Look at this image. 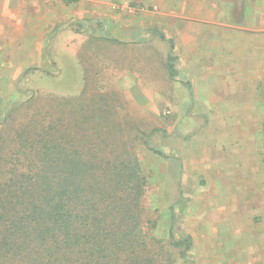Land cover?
I'll list each match as a JSON object with an SVG mask.
<instances>
[{"label": "rangeland", "instance_id": "obj_1", "mask_svg": "<svg viewBox=\"0 0 264 264\" xmlns=\"http://www.w3.org/2000/svg\"><path fill=\"white\" fill-rule=\"evenodd\" d=\"M94 5L96 13L87 15ZM61 7L62 31L44 56L37 55L41 63L0 62L1 154L12 153L13 130L36 111L43 116L54 99H78L84 91L86 99L101 97L111 120L133 128L126 131L128 141L136 131L150 135L152 150L138 142L134 152L149 180L144 204L157 222L153 234L166 241L171 233L176 240L191 237L190 250L170 248L174 264H264V126L216 127V113L195 104L187 108L182 96L143 94L151 91L148 82L172 91L173 81L134 80L120 42L101 38L100 20L118 7L116 0L62 1ZM3 35L0 45L12 44ZM84 35L91 38L85 41ZM73 44L77 50L70 52ZM27 101L32 108L27 104L4 124ZM256 118L262 121L258 113ZM227 156L235 161L223 167Z\"/></svg>", "mask_w": 264, "mask_h": 264}, {"label": "trees", "instance_id": "obj_2", "mask_svg": "<svg viewBox=\"0 0 264 264\" xmlns=\"http://www.w3.org/2000/svg\"><path fill=\"white\" fill-rule=\"evenodd\" d=\"M85 96L29 115L7 157L0 130V264H174L170 248L190 250L191 237L153 234L149 180L134 152L138 142L152 150L150 135L136 131L128 141L129 122L111 120L105 99Z\"/></svg>", "mask_w": 264, "mask_h": 264}, {"label": "crops", "instance_id": "obj_3", "mask_svg": "<svg viewBox=\"0 0 264 264\" xmlns=\"http://www.w3.org/2000/svg\"><path fill=\"white\" fill-rule=\"evenodd\" d=\"M62 1L0 0V33L12 41L0 45V58H6L0 62L41 63L37 55L62 31ZM116 1L118 7L100 20L101 38L120 42L134 80L173 81L172 91L148 82L151 91L143 94L182 96L187 108L195 104L202 112L216 113V127L264 126V0ZM95 8L89 6L87 15ZM235 158L227 156L223 167Z\"/></svg>", "mask_w": 264, "mask_h": 264}]
</instances>
